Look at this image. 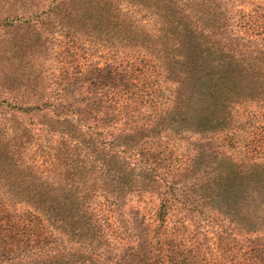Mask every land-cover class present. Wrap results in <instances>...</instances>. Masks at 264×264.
Returning a JSON list of instances; mask_svg holds the SVG:
<instances>
[{
  "label": "trees",
  "instance_id": "1",
  "mask_svg": "<svg viewBox=\"0 0 264 264\" xmlns=\"http://www.w3.org/2000/svg\"><path fill=\"white\" fill-rule=\"evenodd\" d=\"M6 28L11 40L24 32L14 50L41 55L14 71L0 60V197L74 245L27 264H87L105 231L97 197L119 216L134 193L172 204L187 175L230 264H264V0H0ZM53 28L119 56L95 74L76 59L55 74ZM179 144L185 154L169 147ZM34 146L50 174L26 158ZM4 235L2 264L27 259Z\"/></svg>",
  "mask_w": 264,
  "mask_h": 264
},
{
  "label": "rangeland",
  "instance_id": "2",
  "mask_svg": "<svg viewBox=\"0 0 264 264\" xmlns=\"http://www.w3.org/2000/svg\"><path fill=\"white\" fill-rule=\"evenodd\" d=\"M246 6L249 7L247 4ZM5 30L0 31V60L5 64H12L13 71L26 62L38 64L41 52L29 54L28 47L23 44L15 50L13 48L15 39L24 32L18 31L15 36L12 34L13 40H11L10 28ZM93 33L95 34L93 37L99 35ZM48 37H51L48 44L53 50L45 62L47 66L54 65V69L51 70L55 74H58L59 64L69 63L75 59L95 74L94 70L114 64V58L117 59L119 56L111 54L110 47L115 46V49L116 45L110 44L108 47L100 41L96 42L95 38L90 39L91 44L86 42L83 46L72 47L71 41L74 37H66L64 33L58 32V29L53 28V32L48 34ZM109 105L110 103L103 102L102 108ZM119 125H107V127L114 132ZM16 142L17 140L14 141ZM235 142L239 143L238 137H235ZM228 143L230 142L226 144ZM169 147L178 154L186 153L184 144ZM24 152L28 160L36 163L39 171L50 174L53 163L49 155L43 153L37 146ZM198 184L194 176H185L174 188L176 201L171 202L172 204L161 202V197L155 193H134L130 196L127 206L117 211L120 212V216L116 211L111 210L102 196L97 197L93 205L100 216L105 218L103 222L105 231L100 234L102 243L98 247V252L90 250L92 247L85 252L87 264H230L224 252L223 240L219 243L221 228L211 221L210 213L205 208L202 211L195 208V204L199 202L194 197ZM161 204H165V208L160 210ZM24 210H26L24 206L11 202L9 197H0V224H3L0 235L9 234L10 237L6 241L12 244L18 243L15 244L18 248L13 247L15 254L24 251L20 259L23 256L27 259L24 258L20 264L42 258L51 259L58 253L71 254L74 245L72 247L63 234L38 214H33L30 222L27 220L29 218L24 216ZM19 217L21 221L18 223ZM10 230L12 232H8ZM2 241L0 240V264L4 263L3 260L7 255L12 254L6 249L8 246L12 247L11 244L1 243ZM231 245L232 243L226 247L227 250L231 249ZM3 249H6L4 254L1 252Z\"/></svg>",
  "mask_w": 264,
  "mask_h": 264
}]
</instances>
